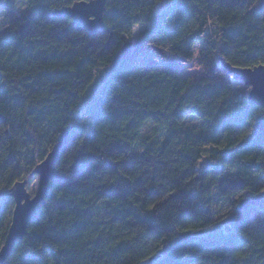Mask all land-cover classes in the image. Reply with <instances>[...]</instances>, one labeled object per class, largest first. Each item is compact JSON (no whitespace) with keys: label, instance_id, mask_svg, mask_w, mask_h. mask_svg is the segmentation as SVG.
Masks as SVG:
<instances>
[{"label":"trees","instance_id":"trees-1","mask_svg":"<svg viewBox=\"0 0 264 264\" xmlns=\"http://www.w3.org/2000/svg\"><path fill=\"white\" fill-rule=\"evenodd\" d=\"M74 1L0 0V246L66 134L5 264H264V110L219 60L264 62V0H107L93 34L51 15Z\"/></svg>","mask_w":264,"mask_h":264},{"label":"water","instance_id":"water-1","mask_svg":"<svg viewBox=\"0 0 264 264\" xmlns=\"http://www.w3.org/2000/svg\"><path fill=\"white\" fill-rule=\"evenodd\" d=\"M107 0H89L88 4L71 3L72 7L60 6L52 9L51 15L56 18H68L71 22L80 24L87 32L102 33L106 30L103 20V13ZM95 16V20H89L88 16ZM223 68L228 71L232 80L242 81L245 85L253 89L251 94L246 96L247 102L251 106H259L264 110V104L261 100L264 99V88L261 87L262 73L264 69L253 68L251 71L239 72L234 69L231 64L219 58ZM241 67V66H240ZM244 68V67H241ZM255 86V87H254ZM256 129L259 133L264 134V118L259 117L256 122ZM66 138L63 136L59 142L54 144V147L44 156L43 163H37L33 168L31 176L38 179V184L34 194L31 196L27 191L28 180L23 178L22 181L15 182L10 189V197L13 199L12 217L10 226L7 230L5 240L0 247V264H5L7 257L14 250L17 241L21 240L26 233L28 223L33 221L36 216V208L47 192V185L53 171V165L57 159V154ZM256 202L254 199H244L238 204L239 209H244L248 205Z\"/></svg>","mask_w":264,"mask_h":264},{"label":"rangeland","instance_id":"rangeland-1","mask_svg":"<svg viewBox=\"0 0 264 264\" xmlns=\"http://www.w3.org/2000/svg\"><path fill=\"white\" fill-rule=\"evenodd\" d=\"M147 26V24H137V25H135L133 28H132V35H131V41L132 42H134V40L137 38V36H138V33L144 28V27H146ZM4 27H5V25H4V23H3V18H1L0 19V33L4 30ZM103 73V69H102V67L100 68V70H99V72H97V77H98V80L99 79H101L100 77H102V74ZM233 81V88H234V90H236V91H238V92H242V93H244L246 96L249 94L248 93V91H247V89H249L250 87L249 86H247V85H245L242 81H236V80H232ZM237 85H240V87H238ZM95 87V86H94ZM185 126L187 127H190V128H194V129H196V130H198L199 128V125H200V121L197 119H195V118H193V117H190V116H187L186 117V120H185ZM153 128H152V126L151 125H149L144 131H143V133H144V135H146V136H149V135H151L152 133H153ZM207 163V161H206V157H203L202 158V160H201V165L202 166H204L205 164ZM28 183L29 184H27V191H29L30 192V194H31V196L34 194V192H35V189H36V187H37V184H38V179H36V177L35 176H33L32 177V179H31V181H28ZM239 198V195H237V196H235L234 198H233V200L235 201V200H237ZM224 206H222L221 208H219L217 211L219 212V213H221V212H223L224 211Z\"/></svg>","mask_w":264,"mask_h":264},{"label":"snow or ice","instance_id":"snow-or-ice-1","mask_svg":"<svg viewBox=\"0 0 264 264\" xmlns=\"http://www.w3.org/2000/svg\"><path fill=\"white\" fill-rule=\"evenodd\" d=\"M76 3H83V4H88L89 0H75ZM19 5H17L18 7ZM68 7H72L71 4L68 5ZM89 20H95L96 17L95 16H88L87 17ZM109 27H111V25H108ZM262 55H264V53H262ZM234 69H236L239 72H246V71H251V69L253 68H260V69H264V62L259 63V64H254V65H248L247 67L241 68L238 65H231ZM238 87H240V85H237ZM255 87V86H254ZM261 87L264 88V73H262V80H261ZM248 93L251 94L253 92L252 88L247 89ZM261 104H264V99L261 100ZM258 115L262 118H264V111L258 113ZM41 163H43V161H41ZM262 191H264V189H262ZM2 247V246H0Z\"/></svg>","mask_w":264,"mask_h":264}]
</instances>
